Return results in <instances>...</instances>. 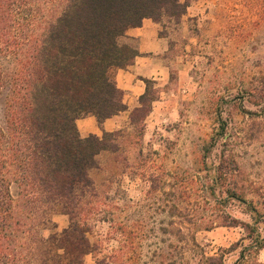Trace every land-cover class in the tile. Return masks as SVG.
I'll return each instance as SVG.
<instances>
[{"label": "rangeland", "instance_id": "1", "mask_svg": "<svg viewBox=\"0 0 264 264\" xmlns=\"http://www.w3.org/2000/svg\"><path fill=\"white\" fill-rule=\"evenodd\" d=\"M181 1L185 16L161 21L168 49L150 85L157 100L136 124L133 109L120 115L117 150L90 171L99 211L86 219L95 252L83 264H264V243L254 246L264 240V0ZM227 156L243 201L208 189ZM49 219L43 237L68 225Z\"/></svg>", "mask_w": 264, "mask_h": 264}, {"label": "trees", "instance_id": "2", "mask_svg": "<svg viewBox=\"0 0 264 264\" xmlns=\"http://www.w3.org/2000/svg\"><path fill=\"white\" fill-rule=\"evenodd\" d=\"M187 8L181 0H0V97L6 92L8 126L0 127V262L83 264L95 252L86 221L99 211L90 171L100 153L118 145L116 132L81 137L76 121L93 116L101 124L126 111L109 71L132 65L138 53L119 40L144 19L178 23ZM144 83L133 124L157 100L150 96L154 81ZM230 162L223 157L207 188L243 201ZM52 215L68 225L43 237L39 230ZM241 225L253 239L256 229ZM255 243L260 248L264 240ZM204 262L224 264L222 256Z\"/></svg>", "mask_w": 264, "mask_h": 264}, {"label": "crops", "instance_id": "3", "mask_svg": "<svg viewBox=\"0 0 264 264\" xmlns=\"http://www.w3.org/2000/svg\"><path fill=\"white\" fill-rule=\"evenodd\" d=\"M160 27L161 23L144 19L140 27L128 29L119 40L121 45L131 46L133 43V49L138 53L132 65L124 69L113 68L109 71L110 78L122 93V102L126 106V111L101 124L93 116L78 119L76 126L81 137L114 132L119 125L120 115L128 113L138 105L139 97L145 92L144 80L155 82L159 79L161 58L168 49L167 41L160 35Z\"/></svg>", "mask_w": 264, "mask_h": 264}]
</instances>
